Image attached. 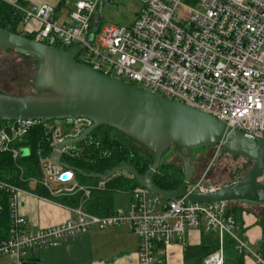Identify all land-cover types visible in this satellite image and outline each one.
<instances>
[{
    "label": "built area",
    "instance_id": "built-area-1",
    "mask_svg": "<svg viewBox=\"0 0 264 264\" xmlns=\"http://www.w3.org/2000/svg\"><path fill=\"white\" fill-rule=\"evenodd\" d=\"M101 1L76 0L67 23L59 21L50 4L10 5L22 14L23 27L31 21L38 24L29 31L36 41L79 47L78 61L103 75L264 137V0H141L129 25L98 27L94 32L93 22ZM90 124L84 118L0 123V153L12 155L20 179L26 181L19 159L35 153L39 178H29L28 182L40 184L51 198L79 195L76 206L61 205L0 180V191L8 195L10 213L8 235L0 241V257H10L14 264H22L33 251L91 229L122 228L138 239V264H157V254L181 239L186 229H199L217 235L215 250L202 264L225 263V236L234 241L239 255H251L264 264L239 236L227 202L201 204L185 197L166 200L137 185L114 191L130 195L126 209L117 208L104 216L87 211L85 201L93 192L105 190L107 180L119 175L133 179L128 172H119L106 180L77 183L78 173L68 165L70 161L82 152H91L97 159L110 155V150L92 133L78 143L62 145L78 138ZM212 149L218 153L221 146ZM54 152L60 153V162L68 168L54 161ZM205 177L206 171L192 179L187 191L214 192L217 188ZM22 195L59 204L73 217L44 228L32 227L18 211Z\"/></svg>",
    "mask_w": 264,
    "mask_h": 264
},
{
    "label": "water",
    "instance_id": "water-1",
    "mask_svg": "<svg viewBox=\"0 0 264 264\" xmlns=\"http://www.w3.org/2000/svg\"><path fill=\"white\" fill-rule=\"evenodd\" d=\"M99 23L97 12L94 32ZM0 49H14L35 56L32 87L37 93L16 96L0 92L1 121L84 118L90 121V126L78 138L65 141L63 146L78 143L98 127L107 126L139 144L153 158L143 176L129 166L113 167L105 174L85 173L74 168L81 176L106 180L116 173L128 172L138 185L166 200L185 197L201 204L242 202L264 205V137L230 127L207 113L103 75L76 59L79 47L50 46L0 27ZM219 145L223 155L252 161L251 168L238 181L212 193H189L187 184L198 168V163L193 162L194 150ZM168 152L180 161L183 170L182 184L172 191L162 190L152 182ZM24 153L22 150V155ZM52 156L57 164L68 168L60 162L59 152Z\"/></svg>",
    "mask_w": 264,
    "mask_h": 264
},
{
    "label": "crops",
    "instance_id": "crops-1",
    "mask_svg": "<svg viewBox=\"0 0 264 264\" xmlns=\"http://www.w3.org/2000/svg\"><path fill=\"white\" fill-rule=\"evenodd\" d=\"M2 1L8 4L20 5L22 3L24 6L50 4L55 7V16L59 21L67 23L68 15L76 0ZM21 27L29 33V31L35 30L38 24L31 21L27 26L23 27L21 25ZM172 159L175 158L172 157ZM202 160H196L198 163L196 175L205 166L204 160ZM164 162H175V160ZM28 185L30 188L35 186L32 182H28ZM221 186H224V184ZM113 193L116 195V192ZM120 195H124L126 201L123 205L117 206L119 202L115 203L113 196L114 210L117 208L126 209L130 203V195L128 193ZM61 205L38 199L32 195H22L18 211L20 216L30 226L44 228L73 217V214ZM228 207L230 214L238 225L239 236L249 242L252 251L257 253L264 262V244L262 243L264 239V205L230 202ZM216 243L217 235L213 232L205 233L199 229H186L181 239L174 240L162 254H157V261L158 264H202V260L216 247ZM187 247H200L203 253L199 255L194 251L186 253ZM137 248V237L125 229H107L102 231L91 229L82 235H76L75 237L55 242L49 247L33 251L22 264H138ZM224 257V264H238L236 263L237 257H242L240 264H262L251 255L243 257L237 252H230L225 250V248ZM0 264L14 263L10 257H0Z\"/></svg>",
    "mask_w": 264,
    "mask_h": 264
},
{
    "label": "trees",
    "instance_id": "trees-1",
    "mask_svg": "<svg viewBox=\"0 0 264 264\" xmlns=\"http://www.w3.org/2000/svg\"><path fill=\"white\" fill-rule=\"evenodd\" d=\"M20 5H23L22 3ZM24 6V5H23ZM22 14L14 9L10 4L0 0V27L10 32L20 34L29 39H34V35L27 33L21 28ZM100 29V27H99ZM55 47H62L68 49L70 47L62 46L60 43L53 44ZM21 55L22 57L29 60V67L35 71L32 66V62L35 56L31 53H25L18 50H1ZM33 76L30 82V92L19 93V92H7L0 90L1 93L16 95V96H27L37 94L32 87ZM3 122L0 120V123ZM103 128L102 131L97 132L98 129ZM107 130H111L107 132ZM96 137H99L105 148L110 150L109 157L97 159L95 154L91 152H82L79 158L73 159L68 163L69 166L84 170L85 173H99L105 174L113 167L129 166L134 169L140 176H143L145 172L151 167L153 163L152 155L139 144L129 140L122 135L118 134L114 129L101 126L95 129L93 133ZM98 138V139H99ZM212 149V148H207ZM18 164L24 169L23 181L19 177V171L16 167V163L13 161L12 155L9 153H0V180L14 184L21 188H24L37 196L51 198L47 193L46 189L40 184H35L33 188L28 185L29 178H39L37 161L35 153H32L29 157L20 158ZM83 171V172H84ZM196 175L194 176V178ZM193 178V179H194ZM152 182L158 188L165 191L175 190L183 182V170L180 161L175 158V162L165 163L163 160L156 170ZM233 183V182H232ZM138 184L134 179H128L122 175L113 176L107 180L106 189L103 191H95L91 194L90 198L85 201V209L92 214L100 216L110 215L113 211V196L114 191L119 188H125L127 186H137ZM55 202L62 205L76 206L79 203V195L73 197H60L51 198ZM230 203V202H227ZM0 241L6 239L8 235L10 214L8 208V195L7 193L0 191ZM264 238V237H263ZM264 244V239L262 240ZM160 248V246H158ZM216 248V247H215ZM210 251L209 253L213 252ZM224 248L230 252H236L234 249V241L225 236ZM194 251L196 254H201L200 247H187L186 253ZM208 253V254H209ZM207 254V255H208ZM206 255V256H207ZM242 258V257H241ZM237 257L236 263L240 264L242 259ZM203 261V260H202Z\"/></svg>",
    "mask_w": 264,
    "mask_h": 264
},
{
    "label": "rangeland",
    "instance_id": "rangeland-1",
    "mask_svg": "<svg viewBox=\"0 0 264 264\" xmlns=\"http://www.w3.org/2000/svg\"><path fill=\"white\" fill-rule=\"evenodd\" d=\"M140 6L141 0H102L97 10L100 15L99 27L129 25L134 20ZM77 60H80V57H77ZM33 75L34 70L29 67L28 59L15 53L0 51V90L22 94L30 92V82ZM102 129H98L97 132L102 131ZM109 131L111 130H107V132ZM172 157L174 156L168 152L163 157V161H174L175 159H172ZM200 159L204 160L202 161L205 166L198 171L196 176L206 171V181L216 188L222 184L238 181L252 166V161L249 159L223 155L220 151L215 153V150L207 148L194 150L193 162ZM76 178L77 183L80 185L89 184L94 180L85 178L80 174H77ZM114 200L115 203L119 202L117 206H120L125 203L126 197L116 193Z\"/></svg>",
    "mask_w": 264,
    "mask_h": 264
},
{
    "label": "flooded vegetation",
    "instance_id": "flooded-vegetation-1",
    "mask_svg": "<svg viewBox=\"0 0 264 264\" xmlns=\"http://www.w3.org/2000/svg\"><path fill=\"white\" fill-rule=\"evenodd\" d=\"M220 152H222V151H220Z\"/></svg>",
    "mask_w": 264,
    "mask_h": 264
}]
</instances>
